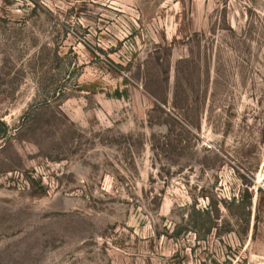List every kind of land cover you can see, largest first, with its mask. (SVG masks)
Segmentation results:
<instances>
[{
    "label": "rangeland",
    "instance_id": "374dc122",
    "mask_svg": "<svg viewBox=\"0 0 264 264\" xmlns=\"http://www.w3.org/2000/svg\"><path fill=\"white\" fill-rule=\"evenodd\" d=\"M0 122V264H264V0H0Z\"/></svg>",
    "mask_w": 264,
    "mask_h": 264
},
{
    "label": "trees",
    "instance_id": "16d2710c",
    "mask_svg": "<svg viewBox=\"0 0 264 264\" xmlns=\"http://www.w3.org/2000/svg\"><path fill=\"white\" fill-rule=\"evenodd\" d=\"M6 131H7L6 126L0 122V137H4L6 135ZM212 228H213L212 225L208 227L206 233H210L212 231Z\"/></svg>",
    "mask_w": 264,
    "mask_h": 264
}]
</instances>
